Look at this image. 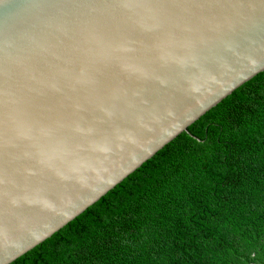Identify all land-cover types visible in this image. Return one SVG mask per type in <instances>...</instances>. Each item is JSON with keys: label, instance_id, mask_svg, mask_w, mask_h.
<instances>
[{"label": "water", "instance_id": "obj_1", "mask_svg": "<svg viewBox=\"0 0 264 264\" xmlns=\"http://www.w3.org/2000/svg\"><path fill=\"white\" fill-rule=\"evenodd\" d=\"M264 75V0H0V264Z\"/></svg>", "mask_w": 264, "mask_h": 264}, {"label": "trees", "instance_id": "obj_2", "mask_svg": "<svg viewBox=\"0 0 264 264\" xmlns=\"http://www.w3.org/2000/svg\"><path fill=\"white\" fill-rule=\"evenodd\" d=\"M9 264H264V75Z\"/></svg>", "mask_w": 264, "mask_h": 264}]
</instances>
